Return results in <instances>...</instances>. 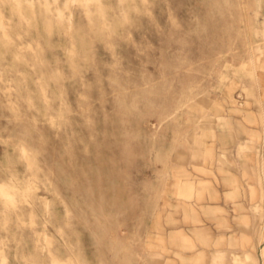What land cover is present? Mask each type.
Returning <instances> with one entry per match:
<instances>
[{"label":"clouds","instance_id":"obj_1","mask_svg":"<svg viewBox=\"0 0 264 264\" xmlns=\"http://www.w3.org/2000/svg\"><path fill=\"white\" fill-rule=\"evenodd\" d=\"M0 264H264V0H0Z\"/></svg>","mask_w":264,"mask_h":264}]
</instances>
